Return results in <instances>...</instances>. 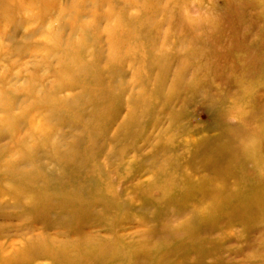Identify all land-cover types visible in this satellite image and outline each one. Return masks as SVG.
<instances>
[{
    "label": "rangeland",
    "instance_id": "374dc122",
    "mask_svg": "<svg viewBox=\"0 0 264 264\" xmlns=\"http://www.w3.org/2000/svg\"><path fill=\"white\" fill-rule=\"evenodd\" d=\"M0 201V264H264V0H0Z\"/></svg>",
    "mask_w": 264,
    "mask_h": 264
},
{
    "label": "bare ground",
    "instance_id": "6f19581e",
    "mask_svg": "<svg viewBox=\"0 0 264 264\" xmlns=\"http://www.w3.org/2000/svg\"><path fill=\"white\" fill-rule=\"evenodd\" d=\"M221 99V98H220ZM228 100V99H227ZM233 118V117H232ZM235 119V118H234ZM234 119H232V120H234ZM238 121V120H237ZM222 134V133H221ZM8 136V135H7ZM6 137V136H5ZM234 137V136H233ZM245 141V140H244ZM244 141L243 140H237V139H234V138H232V142H229L227 145H226V147H227V149L230 151V152H233V154L235 153V154H237V156H243V152H245V150H246V147L244 146ZM203 145V144H202ZM3 148V147H2ZM247 151V150H246ZM249 151V150H248ZM231 154V153H230ZM231 158H233V157H231ZM255 163V162H254ZM242 165H243V162H242ZM254 170H255V168H254ZM198 173V172H197ZM253 173V172H252ZM199 174V173H198ZM255 188V187H254ZM257 188V187H256ZM12 189V188H11ZM15 191H10V193H12V192H14V194H17V196L18 197H21L19 194H18V192L19 193H23V191L22 190H20V189H14ZM35 195V194H34ZM21 198H23V197H21ZM7 206V203H5V205L3 204V201H0V209H2V208H4V207H6ZM15 207H17V208H21V207H23V203L21 202V205L20 204H18V203H15Z\"/></svg>",
    "mask_w": 264,
    "mask_h": 264
}]
</instances>
